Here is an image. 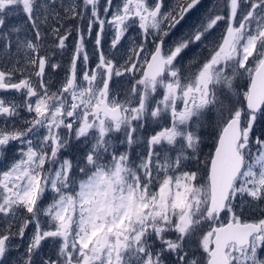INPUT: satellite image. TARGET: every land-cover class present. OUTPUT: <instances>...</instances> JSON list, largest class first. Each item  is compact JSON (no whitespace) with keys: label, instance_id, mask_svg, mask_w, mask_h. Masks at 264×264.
I'll use <instances>...</instances> for the list:
<instances>
[{"label":"snow or ice","instance_id":"snow-or-ice-1","mask_svg":"<svg viewBox=\"0 0 264 264\" xmlns=\"http://www.w3.org/2000/svg\"><path fill=\"white\" fill-rule=\"evenodd\" d=\"M199 3L0 0V90L21 97H0V264L30 226L18 264H264V218L241 207L264 204V0H225L176 35Z\"/></svg>","mask_w":264,"mask_h":264},{"label":"rangeland","instance_id":"rangeland-1","mask_svg":"<svg viewBox=\"0 0 264 264\" xmlns=\"http://www.w3.org/2000/svg\"><path fill=\"white\" fill-rule=\"evenodd\" d=\"M72 2V0H57V5L59 6L61 3L64 5V7L66 8L68 6V4H70ZM178 3V0H163V7H162V11H170L172 9H174L176 7ZM224 3L225 0H200V3L197 4L193 9H191L188 13L185 14V18L184 20L181 22L182 26H178L176 31V35H179L180 33L189 31L194 25H196L198 22H200L208 13L209 11L212 12H216V13H221L224 14L226 13V8L224 7ZM101 4H104V0H101ZM57 10H60L59 7L57 8ZM22 16H12L10 17V19L8 20L9 24L12 25H16V24H22L25 23V21L21 18ZM222 28V25H221ZM132 31V35L133 36H138V33L135 32V30H130ZM95 32L96 30L93 29V36L92 38H90V41L87 42L86 39V46L89 50V55H92L93 52V46H94V39H95ZM219 35V32H214L213 36L209 38V40H214L216 39V37ZM29 38L31 37V33L28 34ZM21 38H23V36H21ZM173 39L176 38V36L174 35L172 37ZM126 40L131 39L130 37H126ZM110 41H111V32L110 30L107 28H105V32L101 38V46L104 49V51L107 53L110 47ZM125 41H122V43H124ZM66 43L69 44H73L74 43V39H72V37L69 38V41H67ZM121 53H116L117 56H119ZM204 55L203 50L201 49H196L195 51L190 53V56H202ZM18 57H13L14 59H17ZM93 60L95 59V57H92ZM188 57L185 58L184 63H187ZM53 62H59L61 64V57L60 54L57 53V55H55L53 57ZM7 67H11V62L6 58V55L3 53L2 51V45H0V68H7ZM60 69H57L55 73L51 74V84L53 85V87H55V85L58 84V82L62 79L63 75H61L60 73H58ZM119 87V85H118ZM123 87H127L126 82L123 83ZM0 97H6V98H15L17 99V102L20 101L21 97L18 93H16L15 91H3L0 90ZM23 114L27 113L25 112H21V116ZM214 120V116L212 113H209L208 116L206 117V121L207 123L204 125V127L201 129L202 133H203V143L201 145V159H203L205 156H207L208 153H210L213 149V145H214V137L210 134L211 129L209 128V125L212 124ZM18 126H20L18 124ZM259 127L258 132L254 131V133L259 136L262 132H264V124H261L260 122L257 123V125L254 127L257 128ZM127 146L126 145H120V150L124 151L126 150ZM132 155L133 158H136V156L140 153L143 152V149L138 146V145H134L132 148ZM5 167V164L3 162H0V168ZM191 167V165H190ZM50 193L45 192L44 194V200L45 202H47L50 199ZM243 209V216L242 219H247V220H258L260 218H264V204H260V205H250V206H246V205H242L241 206ZM3 227V224L0 223V228ZM13 231H15V229H13ZM31 234V226L28 230V232L25 235V238L23 240L17 238H14L12 240V244L13 245H18L19 250L17 251L16 249H13V251L9 254L8 256V264H18V261H20L23 258V254L24 251L26 249V245H27V241H28V237ZM55 251V245L52 241H45L42 244V248H41V256H45V255H52Z\"/></svg>","mask_w":264,"mask_h":264},{"label":"flooded vegetation","instance_id":"flooded-vegetation-1","mask_svg":"<svg viewBox=\"0 0 264 264\" xmlns=\"http://www.w3.org/2000/svg\"><path fill=\"white\" fill-rule=\"evenodd\" d=\"M21 18L23 19V17H21ZM69 23L70 24H74L75 22H71L70 21ZM63 30L64 29L61 28V31H63ZM72 39H74V37H72ZM89 41H90V39H87V42H89ZM72 46H73V44H69L68 45V49L64 51L63 55L60 54L62 68L58 71V73H60L61 75H64L63 67H65L67 65L68 59H69L70 54H71V51H72ZM17 79H19V77H17ZM25 116H26V114H23L22 115V117H25ZM259 130H261V129H259V127H257V128L254 129V131H256V132H258Z\"/></svg>","mask_w":264,"mask_h":264},{"label":"water","instance_id":"water-1","mask_svg":"<svg viewBox=\"0 0 264 264\" xmlns=\"http://www.w3.org/2000/svg\"><path fill=\"white\" fill-rule=\"evenodd\" d=\"M213 150H214V148H213ZM213 150H212V151H213Z\"/></svg>","mask_w":264,"mask_h":264}]
</instances>
